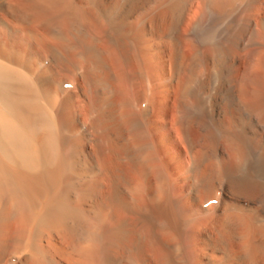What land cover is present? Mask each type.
Listing matches in <instances>:
<instances>
[{
	"label": "bare ground",
	"instance_id": "1",
	"mask_svg": "<svg viewBox=\"0 0 264 264\" xmlns=\"http://www.w3.org/2000/svg\"><path fill=\"white\" fill-rule=\"evenodd\" d=\"M0 264H264V0H0Z\"/></svg>",
	"mask_w": 264,
	"mask_h": 264
},
{
	"label": "rangeland",
	"instance_id": "2",
	"mask_svg": "<svg viewBox=\"0 0 264 264\" xmlns=\"http://www.w3.org/2000/svg\"><path fill=\"white\" fill-rule=\"evenodd\" d=\"M211 203L214 204V201H212Z\"/></svg>",
	"mask_w": 264,
	"mask_h": 264
}]
</instances>
